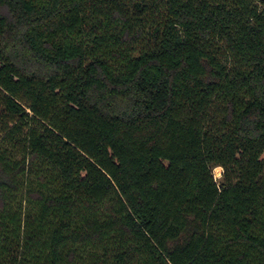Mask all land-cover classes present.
<instances>
[{"label": "trees", "instance_id": "trees-1", "mask_svg": "<svg viewBox=\"0 0 264 264\" xmlns=\"http://www.w3.org/2000/svg\"><path fill=\"white\" fill-rule=\"evenodd\" d=\"M0 264H264V0H0Z\"/></svg>", "mask_w": 264, "mask_h": 264}, {"label": "rangeland", "instance_id": "rangeland-1", "mask_svg": "<svg viewBox=\"0 0 264 264\" xmlns=\"http://www.w3.org/2000/svg\"><path fill=\"white\" fill-rule=\"evenodd\" d=\"M223 168L218 166L214 169V174L216 178H220L222 176ZM220 180V179H219Z\"/></svg>", "mask_w": 264, "mask_h": 264}]
</instances>
